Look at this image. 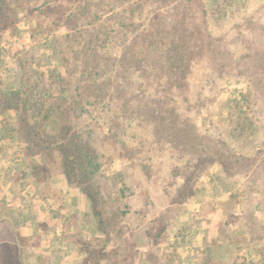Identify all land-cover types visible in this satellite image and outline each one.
I'll use <instances>...</instances> for the list:
<instances>
[{
    "label": "rangeland",
    "instance_id": "rangeland-1",
    "mask_svg": "<svg viewBox=\"0 0 264 264\" xmlns=\"http://www.w3.org/2000/svg\"><path fill=\"white\" fill-rule=\"evenodd\" d=\"M176 1L160 0V4ZM137 2L117 0L113 11L111 0H8L14 23L0 26L2 88L10 90L17 85L25 56L34 68L64 73L69 93L81 106L74 123L83 128L100 153L97 178L106 233L87 199L89 213L77 222L63 223L60 237L72 242L66 252L85 250L82 264H178L183 254L184 259L201 264L204 250L212 245L219 264L242 261L250 248L239 238L248 230V216L255 207L259 222L264 224V210L257 207L261 195L254 194L252 202L241 197L237 206L230 204L229 189H243L246 179L242 174L227 176L219 163L202 172L193 195H189L185 177L197 174L195 165L204 134L222 151L227 148L224 144L246 155L258 147L264 149V96L246 106L256 125L248 138L238 139L233 101L241 98L249 81L237 72L219 70L207 58L197 57L187 85L177 89L151 69L119 62L127 35L118 34L114 22L118 17L128 20ZM86 3L88 7L81 13ZM152 8L144 16L153 17ZM96 9L98 22L92 23L90 12ZM134 14L139 24L138 12ZM247 20L257 32L264 28V0H240L224 23L212 22L210 27L232 41L237 26ZM255 35L257 49L264 48L259 41L264 40L262 34ZM232 49L238 55L245 48L237 41ZM163 113L178 124L177 140L167 141L159 133ZM188 122L195 126L192 145L181 137L189 129ZM51 168L61 171L60 165ZM232 216L236 222L228 224ZM187 245H192L193 252L186 251ZM48 263L42 256L39 262H25ZM1 264L19 262L3 260Z\"/></svg>",
    "mask_w": 264,
    "mask_h": 264
},
{
    "label": "trees",
    "instance_id": "trees-1",
    "mask_svg": "<svg viewBox=\"0 0 264 264\" xmlns=\"http://www.w3.org/2000/svg\"><path fill=\"white\" fill-rule=\"evenodd\" d=\"M156 1L138 0L136 7L131 8L133 15L130 14L128 20L118 17L114 22L118 24V34L127 35L118 61L128 67L151 69L165 77L170 87L177 89L187 85L197 57L207 58L208 63L219 70L230 68L229 72H237V76L249 81V88L241 92L239 100L233 101V109L238 115L235 135L238 139L248 138L256 121L246 106L253 105L254 101L264 96V48L257 49L255 37V34H262L264 39V28L257 32L247 20L237 26L238 31L232 41L228 35L213 32L211 23H224L229 11L240 0H177L165 5L160 4V0ZM87 7L88 3L84 4L81 13ZM116 8L117 0H111V9L116 11ZM151 8L154 16H144ZM9 12L8 0H0L2 28L8 26L9 21L14 23ZM135 12L141 19L139 24L135 21ZM90 13L94 16L92 23L98 22L99 10ZM237 41L242 42L245 48L238 55L232 49ZM259 41L264 44V40ZM79 109L81 111L80 102L69 93L65 74L54 68L48 72L34 68L28 56L23 57L21 76L16 86L4 90L0 83V111L12 110L15 113L16 125L11 129L25 143V153L42 158L43 163L35 169L39 170V174H45L50 172V167L60 165L68 184L78 188L90 201L92 212L101 224L99 227L106 233L100 207L103 198L97 178L102 165L100 153L83 128L74 123V114ZM160 118L159 133L167 141L177 140L175 133L180 134V129L176 121H170L164 113ZM188 126L189 129L181 137L192 145L196 139L193 135L195 126L191 122ZM224 146L227 148L222 151L214 146L211 138L205 134L201 137L200 155L195 165L197 174L185 177L189 195L196 191L195 185L202 172L209 165L219 163L227 176L242 174L246 179L243 189H229V203L237 206L241 197L252 202L254 194H260L257 207L264 210V149L258 147L253 154L246 155L230 145ZM257 212L258 208L252 209L248 216L249 228L244 237L239 238L249 246L250 251L242 261L235 260L234 264H264V224L259 222ZM232 217V220H227L228 224L236 222V217ZM214 250L212 245L204 250L201 264H219Z\"/></svg>",
    "mask_w": 264,
    "mask_h": 264
},
{
    "label": "crops",
    "instance_id": "crops-1",
    "mask_svg": "<svg viewBox=\"0 0 264 264\" xmlns=\"http://www.w3.org/2000/svg\"><path fill=\"white\" fill-rule=\"evenodd\" d=\"M14 115L0 111V264L39 262L41 256L48 264H82L87 252L67 253L72 242L60 235L66 220L77 222L89 213L88 200L59 169L39 174L35 167L42 158L25 153V143L11 129ZM186 251L193 252L192 245ZM183 257L178 264H197Z\"/></svg>",
    "mask_w": 264,
    "mask_h": 264
}]
</instances>
